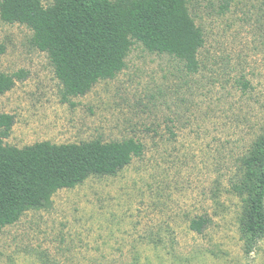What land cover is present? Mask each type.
Here are the masks:
<instances>
[{
	"label": "rangeland",
	"instance_id": "374dc122",
	"mask_svg": "<svg viewBox=\"0 0 264 264\" xmlns=\"http://www.w3.org/2000/svg\"><path fill=\"white\" fill-rule=\"evenodd\" d=\"M189 12L204 39L197 72L134 43L119 74L66 101L31 31L0 20V73L23 76L0 96L14 116L5 145H144L117 175L59 190L0 229V264H264V238L244 252L226 193L264 131V0H190ZM202 214L213 222L196 234L189 220Z\"/></svg>",
	"mask_w": 264,
	"mask_h": 264
},
{
	"label": "trees",
	"instance_id": "16d2710c",
	"mask_svg": "<svg viewBox=\"0 0 264 264\" xmlns=\"http://www.w3.org/2000/svg\"><path fill=\"white\" fill-rule=\"evenodd\" d=\"M189 2L53 0L43 7L39 0H0V20L31 31V44L48 57L66 101L119 74L134 43L197 72L204 39ZM4 53L0 42V57ZM21 79V71L0 73V96ZM13 125V115L0 113V229L16 224L26 212L50 208L59 190L73 189L91 177L115 176L144 154V145L134 139L59 145L44 141L16 148L4 144ZM226 193L239 201V240L248 254L264 238V131L236 160ZM212 222L208 214L196 215L188 228L202 234Z\"/></svg>",
	"mask_w": 264,
	"mask_h": 264
}]
</instances>
